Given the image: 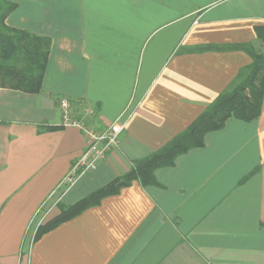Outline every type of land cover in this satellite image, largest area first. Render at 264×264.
Wrapping results in <instances>:
<instances>
[{
  "label": "crops",
  "instance_id": "0c3cea01",
  "mask_svg": "<svg viewBox=\"0 0 264 264\" xmlns=\"http://www.w3.org/2000/svg\"><path fill=\"white\" fill-rule=\"evenodd\" d=\"M12 28L51 39L43 89H0V264H264V102L205 147L60 225L35 233L186 130L252 64L264 0H8ZM71 118L126 129L95 170L69 186L87 138ZM92 113V114H91ZM53 128V130H48ZM249 179L241 181L250 173Z\"/></svg>",
  "mask_w": 264,
  "mask_h": 264
},
{
  "label": "trees",
  "instance_id": "16d2710c",
  "mask_svg": "<svg viewBox=\"0 0 264 264\" xmlns=\"http://www.w3.org/2000/svg\"><path fill=\"white\" fill-rule=\"evenodd\" d=\"M18 5L0 0V89L37 95L42 92L49 62L51 39L34 35L7 25L8 17ZM257 39L264 46V27L255 28ZM242 51L253 60L242 68L231 85L199 115L192 124L173 140L147 158L134 162L133 168L107 185L71 206H60V214L40 225L33 244L60 225L69 222L86 210L99 206L108 197L120 194L122 189L138 182L142 187H161L156 172L174 167L176 160L189 152L205 147L206 136L221 131L231 119L250 123L262 113L264 102V51L258 52L249 43L229 45H201L178 54H202L206 52ZM53 130V128H48ZM248 174L244 183L253 175Z\"/></svg>",
  "mask_w": 264,
  "mask_h": 264
},
{
  "label": "built area",
  "instance_id": "2783aa9c",
  "mask_svg": "<svg viewBox=\"0 0 264 264\" xmlns=\"http://www.w3.org/2000/svg\"><path fill=\"white\" fill-rule=\"evenodd\" d=\"M60 108L64 114L65 125L81 130L88 141L85 153L76 163L73 172L67 178V184L72 186L82 175L95 170L118 145L119 138L126 129V124L118 119L108 128L99 130L89 126L84 121L73 120L71 118L72 107L67 100L60 102Z\"/></svg>",
  "mask_w": 264,
  "mask_h": 264
},
{
  "label": "rangeland",
  "instance_id": "374dc122",
  "mask_svg": "<svg viewBox=\"0 0 264 264\" xmlns=\"http://www.w3.org/2000/svg\"><path fill=\"white\" fill-rule=\"evenodd\" d=\"M258 52H263L264 51V46L263 45H260V47H257L256 49Z\"/></svg>",
  "mask_w": 264,
  "mask_h": 264
}]
</instances>
